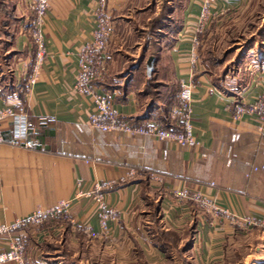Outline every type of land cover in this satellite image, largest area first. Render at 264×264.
<instances>
[{"label":"crops","instance_id":"obj_1","mask_svg":"<svg viewBox=\"0 0 264 264\" xmlns=\"http://www.w3.org/2000/svg\"><path fill=\"white\" fill-rule=\"evenodd\" d=\"M30 1L0 0V106L23 108L34 126L27 135L32 148L0 143V225L35 207L70 200L78 226L72 231L65 220L50 219L3 233L0 251L18 235L31 264H165L176 260L174 252L177 264H264V169L251 171L264 163V135L247 114L234 118L237 101L250 103L264 93V55L245 54L220 82L200 58L191 74L192 43L180 33L195 22L202 0H105L113 36L106 70L93 89L110 92L121 117L168 126L180 82L192 84L193 133L200 146L101 132L88 124L91 98L73 86L97 0H50L43 25L46 53L26 91L34 58L26 24ZM244 1L215 0L211 12L219 19ZM0 127L5 138L12 136L9 119ZM180 180L263 225L242 229L212 219L196 203L172 195ZM97 196L117 212L106 233L95 214ZM169 231L184 236L187 247L165 246L158 235Z\"/></svg>","mask_w":264,"mask_h":264},{"label":"built area","instance_id":"obj_2","mask_svg":"<svg viewBox=\"0 0 264 264\" xmlns=\"http://www.w3.org/2000/svg\"><path fill=\"white\" fill-rule=\"evenodd\" d=\"M215 0H202L200 12L193 24H189L181 30L180 36H190L191 47L188 51V62L191 74L195 71L198 61L196 45L197 37L202 33L206 24L213 16L211 7ZM50 0H31V14L26 18L28 32L30 34L34 58L27 78L26 91L30 90L40 71L41 63L45 56L43 25ZM113 36V24L110 13L106 8L105 0H97L94 11L93 29L91 39L85 42L79 49L77 71L75 74L74 89L87 94L92 100V108L88 114L90 128L101 132H121L128 135H143L161 142H172L182 147L197 148L200 142L193 133L192 123V84L180 82L177 92V102L169 112L170 125L163 126L158 121L141 118L133 120L121 117L112 106L110 92H98L93 89L92 83L100 80L107 66V51ZM247 114L254 122L259 135H264V93L254 101L244 103L237 101L234 105V118H240ZM9 119L12 127V136L5 138L0 127V143L6 142L13 146L32 148L33 142L27 135L34 132L28 114L23 108H15L13 104L6 103L0 106V122ZM264 169V163L253 165L251 171ZM133 174L134 170H130ZM108 184V183H107ZM107 184H104L107 185ZM95 185L96 189L101 188ZM81 194L80 190L74 194V198ZM89 194V193H88ZM172 195L181 201H192L212 219L226 221L239 225L242 229L263 223L249 216H239L233 210L223 207L212 198L205 195L202 190L188 185L180 180L173 188ZM95 214L98 218L100 231L106 233L109 230V222L117 216L116 209L108 207L102 197L97 196ZM62 219L68 222L72 231L77 229L78 221L70 212V200L60 202L52 207H35L26 215L16 217L11 222L0 225V234L10 233L28 226L41 224L45 220ZM12 260L17 264H31L27 262L24 251V242L18 235H11L6 246L0 251V262Z\"/></svg>","mask_w":264,"mask_h":264},{"label":"rangeland","instance_id":"obj_3","mask_svg":"<svg viewBox=\"0 0 264 264\" xmlns=\"http://www.w3.org/2000/svg\"><path fill=\"white\" fill-rule=\"evenodd\" d=\"M237 8L239 9L219 19L213 15L197 37V56L215 82H220L228 70L231 73L236 71L245 54H249L250 58L259 53L264 55V0H245ZM158 237L164 241L165 246L180 245L177 251L183 250L189 243L185 241L184 236H179L173 231L163 232ZM79 240L80 243L83 242L82 238ZM174 255L176 260H169L165 264H177L180 259L176 252ZM86 256L87 254L81 255L82 260ZM90 256L91 261H97L96 254ZM74 258L77 259L78 255Z\"/></svg>","mask_w":264,"mask_h":264},{"label":"water","instance_id":"obj_4","mask_svg":"<svg viewBox=\"0 0 264 264\" xmlns=\"http://www.w3.org/2000/svg\"><path fill=\"white\" fill-rule=\"evenodd\" d=\"M152 61H153V57L150 56L147 60V67H148V70L151 69V66H152Z\"/></svg>","mask_w":264,"mask_h":264},{"label":"trees","instance_id":"obj_5","mask_svg":"<svg viewBox=\"0 0 264 264\" xmlns=\"http://www.w3.org/2000/svg\"><path fill=\"white\" fill-rule=\"evenodd\" d=\"M176 234V233H175Z\"/></svg>","mask_w":264,"mask_h":264}]
</instances>
